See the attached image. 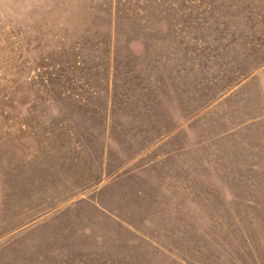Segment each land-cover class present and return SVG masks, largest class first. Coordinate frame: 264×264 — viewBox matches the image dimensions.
Returning <instances> with one entry per match:
<instances>
[{
	"label": "rangeland",
	"instance_id": "374dc122",
	"mask_svg": "<svg viewBox=\"0 0 264 264\" xmlns=\"http://www.w3.org/2000/svg\"><path fill=\"white\" fill-rule=\"evenodd\" d=\"M262 156L264 0H0V264H264Z\"/></svg>",
	"mask_w": 264,
	"mask_h": 264
},
{
	"label": "trees",
	"instance_id": "16d2710c",
	"mask_svg": "<svg viewBox=\"0 0 264 264\" xmlns=\"http://www.w3.org/2000/svg\"><path fill=\"white\" fill-rule=\"evenodd\" d=\"M215 154H216V149H215V151H213ZM230 152V151H229ZM219 155H221L220 153H219ZM263 157V160H264V156H262ZM214 160V159H213ZM262 163H264V162H262ZM211 165H213V166H216L217 164L215 163V160H214V163H212ZM253 175V174H252Z\"/></svg>",
	"mask_w": 264,
	"mask_h": 264
}]
</instances>
